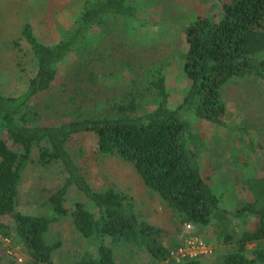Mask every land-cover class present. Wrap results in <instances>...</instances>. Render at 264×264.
<instances>
[{
	"label": "trees",
	"instance_id": "1",
	"mask_svg": "<svg viewBox=\"0 0 264 264\" xmlns=\"http://www.w3.org/2000/svg\"><path fill=\"white\" fill-rule=\"evenodd\" d=\"M141 9L130 0H86L69 33L51 46L37 40L30 24L23 25L20 35L36 69L18 95L0 94V133L18 147L0 138V218L10 221L1 222L0 231L17 238L32 264H54L62 242L48 243L46 236L63 219L88 243L70 264H118V246L146 252L153 264L168 261L170 251L158 238L160 230L139 219L133 199L115 188L96 192L81 173L66 144L74 135L87 133L94 136L100 155L129 163L181 223L193 230L211 227L221 245L234 240L237 223L257 217L254 228L241 232L236 250L224 255L221 264H264V176L244 181L249 203L235 211L221 207L202 175L188 119L225 126L222 87L247 75L264 84V0H225L218 20L198 16L185 26L183 74L189 87L175 108L169 106L163 68L151 64L131 78L119 100L105 102L103 114L41 125L37 112H29L33 100L56 81L65 59L74 55L90 66L97 53L91 44L93 30L109 28L115 19L134 24ZM35 153L41 170L55 168L63 178L47 200L46 216L18 210L20 181ZM71 190L83 195L97 214L82 202L69 209L65 202ZM250 243L256 246L249 250ZM182 264L200 263L193 259Z\"/></svg>",
	"mask_w": 264,
	"mask_h": 264
},
{
	"label": "rangeland",
	"instance_id": "2",
	"mask_svg": "<svg viewBox=\"0 0 264 264\" xmlns=\"http://www.w3.org/2000/svg\"><path fill=\"white\" fill-rule=\"evenodd\" d=\"M85 1L0 0V94L18 95L35 73V60L20 35L23 25L30 24L41 43L54 45L72 29ZM130 1L142 7L139 20L129 24L115 19L109 28L92 31L91 44L97 53L92 56L90 66L74 55L61 63L56 81L28 108L31 113L37 112V124L103 114L105 102L119 100L131 78H136L151 64L163 68L169 106L175 108L182 101L189 87V80L183 74L184 28L198 16L218 20L219 8L210 0ZM221 96L226 105L225 126L188 119L195 134L194 144L203 177L219 198L221 207L235 211L251 201L244 181L264 176V84L252 75L235 78L222 87ZM0 138L18 149L5 134L0 133ZM66 148L96 192L115 188L131 197L139 219L160 230L158 238L162 245L170 253L180 247L188 223H181L159 197L144 186L129 163L100 155L94 136L87 133L74 135ZM35 161L36 153L20 181L18 210L26 215L46 216L47 200L62 185L63 178L55 168L41 170ZM75 202L84 203L97 214L83 195L71 190L65 205L71 209ZM256 221L257 217L253 216L245 224L237 223L234 240L227 245L216 242L211 227L193 230L189 224L190 233L203 238L212 250L196 260L200 264H221L224 255L236 250L241 232L252 230ZM1 222L10 224L7 217L0 218ZM46 237L48 243L62 242L53 255L54 264H70L88 248V243L65 219L52 224ZM255 246L250 243L246 248L250 250ZM0 257L1 264H32L17 238L4 236L1 231ZM115 258L118 264H153L146 252L124 246L115 248ZM168 262L174 264L170 256L165 263Z\"/></svg>",
	"mask_w": 264,
	"mask_h": 264
},
{
	"label": "built area",
	"instance_id": "3",
	"mask_svg": "<svg viewBox=\"0 0 264 264\" xmlns=\"http://www.w3.org/2000/svg\"><path fill=\"white\" fill-rule=\"evenodd\" d=\"M191 226L185 224L186 235L180 247L170 253V259L174 264H182L188 260H196L202 256H206L212 252L203 238L190 233Z\"/></svg>",
	"mask_w": 264,
	"mask_h": 264
},
{
	"label": "water",
	"instance_id": "4",
	"mask_svg": "<svg viewBox=\"0 0 264 264\" xmlns=\"http://www.w3.org/2000/svg\"><path fill=\"white\" fill-rule=\"evenodd\" d=\"M213 4H215L219 10L223 11L225 0H210ZM169 264V263H165Z\"/></svg>",
	"mask_w": 264,
	"mask_h": 264
}]
</instances>
